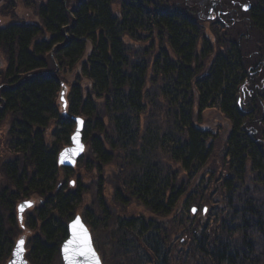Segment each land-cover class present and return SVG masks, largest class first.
<instances>
[{
    "label": "trees",
    "instance_id": "trees-1",
    "mask_svg": "<svg viewBox=\"0 0 264 264\" xmlns=\"http://www.w3.org/2000/svg\"><path fill=\"white\" fill-rule=\"evenodd\" d=\"M70 3L46 0L36 10L39 23L0 28L7 58L0 71V122L10 118L8 149L19 156L2 171L18 187L10 194L11 207L21 197L40 195L38 217L47 240L60 245L76 215L93 233L112 225L107 236L129 264H264V68L262 78L248 72L236 43L214 51L218 35L165 0H78L74 9ZM5 7L3 16L15 10L11 3L0 10ZM251 15L264 35V6H254ZM152 32L170 51L154 59L146 50L132 54V43L151 40ZM208 58L207 66L199 65ZM78 64L63 109L62 74ZM161 103L172 118L165 132L149 116L143 122ZM209 108L230 123L217 177L206 169L214 134L194 124ZM75 117L86 123L87 149L76 168H63L58 155L70 145ZM117 161L120 173L108 204L103 167ZM169 161L187 173L186 189ZM93 171L98 178L90 186L84 175ZM133 201L166 223L115 214L114 206ZM192 207L200 209V219L190 215ZM183 210L189 214L186 241L177 224ZM52 251L41 245L37 250L48 259Z\"/></svg>",
    "mask_w": 264,
    "mask_h": 264
},
{
    "label": "rangeland",
    "instance_id": "rangeland-1",
    "mask_svg": "<svg viewBox=\"0 0 264 264\" xmlns=\"http://www.w3.org/2000/svg\"><path fill=\"white\" fill-rule=\"evenodd\" d=\"M70 9H74L77 7L78 0H70ZM226 3H229L230 0H224ZM237 2L239 0H236ZM246 1V0H244ZM46 0H16V2H10L6 0H0V8L3 5L7 6L9 3L12 5H15V10L11 11V14L7 16H3V12L7 11V7L5 9L0 10V28L6 27L8 25L12 24H30V23H39L40 17L37 15L36 10L38 9V5L45 3ZM67 3V0H65V5ZM165 3L169 5H174L177 8H185V10L191 14V16L195 19L197 18V14L199 11H202L203 8H205V12L208 11V5L209 0H165ZM247 3V2H246ZM254 6L260 5L255 4L253 1L251 2ZM34 8V9H33ZM115 12H119V5L116 4ZM241 10L239 9L236 12L231 10V13L229 15V19H231L233 16L240 13ZM245 13L239 14L240 17L232 18L229 22H227L229 25L223 24H217V22L213 21H207V16L203 17L205 20H201V23H203L204 27H210L212 29L211 32L217 34V39L215 43V50L214 51H220L223 46H229L231 43H236L238 47H240L241 53L244 56V60L247 62V70L248 72L255 74L256 78H262L263 77V71L264 68V35L252 24L248 23L245 15ZM208 15V14H207ZM205 21V22H202ZM211 35V34H210ZM150 38L147 42H130L132 43V54L140 51L146 50L148 52L149 56H152L153 59L156 55H158L161 50L170 51L169 45L165 42V40L156 39V33L152 32L150 34ZM215 37V36H214ZM215 41V39L213 40ZM214 49V48H213ZM225 49V47H224ZM88 55V51L86 52L85 58ZM260 58V59H259ZM209 58L204 60H199V65L203 64L204 66H207L209 64ZM7 67V58L4 54V52L0 49V71H4ZM258 70V72H255ZM57 71L59 69L57 68ZM80 72V64H78L76 70L73 72L65 71L62 74L63 79L65 80V84L63 85V89H66L67 91L70 89V84L73 83L76 80V75H79ZM254 76V77H255ZM89 84V81L84 82L83 85L87 86ZM152 82H150V85ZM156 84V82H155ZM161 84V81H158V85ZM248 91V89H247ZM243 99L245 97V94H243ZM168 104V103H167ZM170 107H168L166 104H160L157 106V108L154 110H150L148 113L144 115L143 122L147 123L148 119L145 121V117L149 116L151 122L154 127L159 128L162 132H165L168 128V126L172 123L171 118V112L169 111ZM196 110V109H195ZM169 111V112H168ZM198 114V111H196ZM195 112V113H196ZM170 114V115H169ZM171 118V119H170ZM197 127L208 130L214 134V151L213 155L210 159L209 165L206 167L207 171L209 172L211 167L213 170H215L214 176L217 177L222 174L221 170L224 167L223 160H224V149L226 146L227 137L229 135L230 131V123L228 120L224 117V115L221 113L220 110L217 108H209L205 110L198 121L194 123ZM145 125V124H144ZM12 126L10 118L7 120L3 119L0 122V193L2 188H8L9 189V195L11 193L17 192V186H15L9 178H7L4 173L2 172V164L7 163L8 161L13 160L15 157H19L12 153L8 148V140H9V128ZM50 130L47 131V140L50 141ZM161 145L163 143L161 142ZM4 152V153H2ZM156 155V153H153ZM118 161L114 162L110 165H107L104 168V178L106 180V191L105 194L107 196V202L110 204L112 202V194L114 189V183L116 182V177L120 173V168L118 167ZM169 165H174L175 168H173L174 171L179 172V178L181 181V184L185 185V189L187 186V183L190 181L188 179L187 173L183 171L179 166V164H176L173 161L168 162ZM7 165V164H5ZM83 168H78V172L81 171ZM170 169V168H169ZM76 177V176H75ZM85 177V183L89 184L90 186L96 183L98 178V173L93 171L92 173H87L84 175ZM76 178H72L71 180H75ZM200 181V180H199ZM74 182V181H73ZM192 183L196 182V179L191 180ZM92 193V191H91ZM89 194L86 196V202L88 203V206L91 207L92 203L94 202V196L92 194ZM33 196V197H32ZM28 199H37L39 200L38 203L41 204V197L36 196V194H30V196H27ZM219 197V195L217 196ZM221 197V196H220ZM0 199L2 200L1 196ZM3 203V200H2ZM182 203V202H180ZM181 205V204H180ZM179 205V206H180ZM12 208V213H15L16 216V209ZM196 208V207H192ZM206 208V207H205ZM204 208V209H205ZM114 212L116 215L121 216H127V217H133V216H141L144 215L147 219H153V221H161L165 222V218L157 219L155 218L149 211H147L143 206H141L138 202L133 201L128 207H121V206H114L113 207ZM185 209V208H184ZM192 209H190L192 217L200 219V209L196 208V213H193ZM15 210V211H14ZM199 212V214H198ZM0 213H2L4 217L5 224L9 223L8 217L5 218L7 215L6 211L4 210V207L0 205ZM228 213V210H226L224 213H222L223 217L226 216ZM28 214V213H27ZM26 214V215H27ZM32 214H35L33 212ZM204 214V210H203ZM198 215V216H197ZM233 215V212L231 213ZM231 215L228 217L230 219ZM181 219H178L177 224L180 223V232L183 235L182 241H186L187 237L185 235V225L187 222V219L189 217L188 212L180 211ZM30 217V215H27V219ZM172 217L170 218V220ZM238 219V218H236ZM182 221V222H181ZM18 224V220L16 222ZM166 223V222H165ZM8 225V224H7ZM108 225V224H107ZM106 224L100 225L99 229L96 233H94L97 241L98 248L101 250L102 255L104 257V264H129L130 261L128 258L121 256L118 254V250L116 248L115 242L107 236V232H109L113 226H107ZM16 237L20 234V227L16 226ZM112 233V232H110ZM116 253V254H115ZM117 257V262L115 261ZM116 262V263H115Z\"/></svg>",
    "mask_w": 264,
    "mask_h": 264
},
{
    "label": "flooded vegetation",
    "instance_id": "flooded-vegetation-1",
    "mask_svg": "<svg viewBox=\"0 0 264 264\" xmlns=\"http://www.w3.org/2000/svg\"><path fill=\"white\" fill-rule=\"evenodd\" d=\"M252 1L253 3L255 2L256 4L258 3L264 6V0H246V1L239 0L238 2L236 0H230L229 3H226L224 0H209L207 13L204 10L205 8H203L202 11L198 12L197 18L201 20H205L203 19V17L207 16L206 20L208 21L217 22V24L224 23L225 25H229L227 22H229L233 17L234 18L240 17L239 14L245 13L244 15L247 21H249L248 23L251 24L252 22L251 14H252V9L254 8V5L251 3ZM239 9L241 10V12L238 13V16L235 15L231 19H229L231 10L237 13ZM5 164H2L1 166L2 171L3 169H5L4 167L6 166ZM0 196L3 200V203H2V200L0 199V205L4 207V210L7 213L5 218L8 217L10 221L9 223H7L8 225L5 224L4 217L2 213H0V217H1L0 245L2 246L1 247L2 252L0 253V264H9V261L13 256L14 249L16 248L19 241L24 242V249H25L24 257L28 264H43L44 260H49L52 263L55 262L57 264L61 262L63 263L61 248H62L63 243L69 237V226L67 230V236L64 237L63 234L60 235V239L64 237V240L61 243V245H60V241L58 240H51V241L47 240L46 231L44 229L45 224L42 223V221L38 217V211L40 209V206L43 203L42 199L40 198V195L37 194L36 196H39V198L41 199V204L38 203L39 200L30 199V198L28 199V197H25V198L21 197V199L17 200L14 205L15 207L14 209H16V216L14 215L15 213H12L13 211L12 208L8 207V205L11 207L9 189L2 188ZM24 201H30L33 204L27 210H25V212L23 213V218L21 222L19 220L18 207ZM33 212H35V214H32ZM27 213L30 215L28 219H27V215H28ZM17 220H18V224L16 223ZM16 226H19L21 228L20 234L18 237H16V229H15ZM88 228L92 234L94 246L104 264V257L102 255L101 250L98 248L96 237L94 235L96 231L93 233L92 229L89 226ZM40 245L53 250L52 251L53 254L52 256L49 257V259L48 257H44L40 252H37ZM58 245L60 247V252L58 251V249L56 252V248L58 247Z\"/></svg>",
    "mask_w": 264,
    "mask_h": 264
},
{
    "label": "water",
    "instance_id": "water-1",
    "mask_svg": "<svg viewBox=\"0 0 264 264\" xmlns=\"http://www.w3.org/2000/svg\"><path fill=\"white\" fill-rule=\"evenodd\" d=\"M63 108L67 106L66 89L61 94ZM76 128L71 137V145L63 149L58 156V164L65 168H74L77 165L79 158L85 153L86 145L84 142L85 121L82 118H75ZM74 185V183H72ZM32 202L24 201L19 207V220L22 221L23 213ZM196 213V208L192 209ZM207 208L204 209L206 214ZM24 242L19 241L9 264H28L24 257ZM64 264H102L100 256L95 250L91 233L84 223L81 216H76L69 223V237L63 243L61 248Z\"/></svg>",
    "mask_w": 264,
    "mask_h": 264
}]
</instances>
